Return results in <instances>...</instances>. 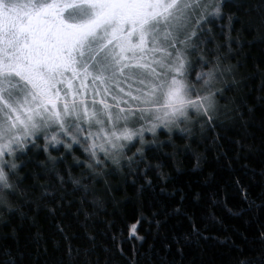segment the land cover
<instances>
[{
  "label": "snow or ice",
  "instance_id": "1",
  "mask_svg": "<svg viewBox=\"0 0 264 264\" xmlns=\"http://www.w3.org/2000/svg\"><path fill=\"white\" fill-rule=\"evenodd\" d=\"M257 45L264 0H0V264H264Z\"/></svg>",
  "mask_w": 264,
  "mask_h": 264
},
{
  "label": "trees",
  "instance_id": "2",
  "mask_svg": "<svg viewBox=\"0 0 264 264\" xmlns=\"http://www.w3.org/2000/svg\"><path fill=\"white\" fill-rule=\"evenodd\" d=\"M244 52L248 54V59H247V62L245 64V67L243 69H241L242 74H246V73L251 72L253 64H260L262 61H264V51H261L260 46H258V45L255 47H252V48L246 47V48H244ZM241 59H243V57H241ZM261 66L264 67V64H261ZM251 83L253 85H256V84H258V81L253 80V81H251ZM245 91H247V90H245ZM241 94H243V93H241ZM259 118H260V114L257 113V119L259 120ZM253 131H255L257 139L259 140V138L261 136L260 130L257 128V129H254ZM160 138L164 139L165 137L163 135H161ZM177 143H182V141L177 140ZM69 162H71V161H69ZM241 163H245V161H241ZM247 163H249L251 166H256L260 163V158L258 155L253 156L249 161H247ZM184 166L189 167V163L187 160L184 161ZM113 184L114 185H116V184L121 185V187L113 189L112 195L116 198V200L118 202V204H117L118 212L116 215L117 222L122 224L123 220H129V217H131L135 213L137 207L139 206L140 200L138 199L137 193H136L133 186L123 185L122 181H119L116 179H113ZM151 195H156V194L152 193ZM110 210H111V208H110ZM129 222H131V221L129 220ZM225 223L229 226L235 225L236 227H241L242 221H239V220L232 218V217H228L225 220ZM5 230H7V229H5ZM241 230H243V228H241ZM214 234L220 235L221 231L218 230ZM25 239H26V237H22L21 244H23L25 242ZM149 242H151V241H149ZM3 243H11V240L0 241V244H3ZM201 244L204 248L209 250V255H211L213 252H216L218 254L217 258H219L220 255H223L224 250L220 249L217 246H214V242L212 240L202 241Z\"/></svg>",
  "mask_w": 264,
  "mask_h": 264
}]
</instances>
